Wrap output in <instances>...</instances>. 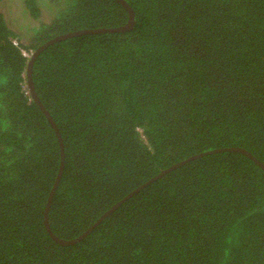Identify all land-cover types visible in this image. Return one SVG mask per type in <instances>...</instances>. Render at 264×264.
<instances>
[{
	"label": "trees",
	"instance_id": "obj_1",
	"mask_svg": "<svg viewBox=\"0 0 264 264\" xmlns=\"http://www.w3.org/2000/svg\"><path fill=\"white\" fill-rule=\"evenodd\" d=\"M125 1L0 0V264H264V0Z\"/></svg>",
	"mask_w": 264,
	"mask_h": 264
},
{
	"label": "water",
	"instance_id": "obj_2",
	"mask_svg": "<svg viewBox=\"0 0 264 264\" xmlns=\"http://www.w3.org/2000/svg\"><path fill=\"white\" fill-rule=\"evenodd\" d=\"M120 1L125 7L126 9L129 11V19L128 21L122 25V26H117V27H114V28H96V29H82V30H77V31H72V32H68V33H65V34H61L51 40H49L48 42L54 40V39H60V38H64V37H67V36H71V35H75V34H80V33H84V32H98V31H113V30H124V29H127L129 28L132 23H133V18H132V11H131V8L130 6L128 5V3L125 1V0H118ZM45 46V44H43L41 47H39L37 50H35L31 55H30V60H29V63H28V67H27V75H28V87L31 91V94L32 96L34 97V99L38 102V104L40 105V107L42 108V110L45 112V114L47 115V117L49 118V120L51 121L54 129H55V132L57 133V135L59 136L58 134V130L56 128V125L54 124L51 116L49 115L48 111L44 108V106L42 105V103L40 102V100L38 99L37 97V94L34 90V87H33V83L31 81V64H32V61H33V58L35 57V55L37 54V52L43 47ZM60 139V138H59ZM226 149H232V150H239V151H242L244 152L245 154H247L248 156H250L253 160H255L257 163H259L261 165V167H263L264 169V164L262 162H260L258 159H256V157H254L249 151H247L246 149L244 148H241V147H229V148H226ZM217 150H221V149H217ZM63 155L61 153V160H60V167H59V171H58V174H57V177H56V180L53 184V187L51 189V193H50V196L48 198V201H47V205H46V209H45V218H44V222H45V225H46V228L49 232L50 231V228L48 226V222H47V211H48V205H49V201H50V198H51V195L54 191V188L59 180V177H60V172H61V168H62V164H63V159H62ZM176 164H174L175 166ZM173 167V166H172ZM170 167V168H172ZM169 169V168H168ZM166 170H163L161 173L165 172ZM159 173V174H161ZM119 203V202H118ZM118 203H116L115 205H113L109 210H107L103 215H105L106 213H108L110 210H112ZM91 227H89L88 229H86L83 233H81L79 236H77L76 238L74 239H69V240H65V239H61V238H58L57 236H55L52 232H51V235L56 239L58 240L59 242H62V243H72L76 240H78L79 238H81L82 236H84L90 229Z\"/></svg>",
	"mask_w": 264,
	"mask_h": 264
},
{
	"label": "rangeland",
	"instance_id": "obj_3",
	"mask_svg": "<svg viewBox=\"0 0 264 264\" xmlns=\"http://www.w3.org/2000/svg\"><path fill=\"white\" fill-rule=\"evenodd\" d=\"M6 15H7V18L10 17L11 20H13L15 17H17V13H16L15 8H12V9L10 10V12H7V13H6ZM21 19H22V18H21ZM24 19H25V21H26L27 17L24 18ZM13 21H15V20H13ZM14 23H15V22H14ZM25 40H26V39H25Z\"/></svg>",
	"mask_w": 264,
	"mask_h": 264
},
{
	"label": "built area",
	"instance_id": "obj_4",
	"mask_svg": "<svg viewBox=\"0 0 264 264\" xmlns=\"http://www.w3.org/2000/svg\"><path fill=\"white\" fill-rule=\"evenodd\" d=\"M13 41H14V40H13ZM14 42L17 43L16 40H15ZM22 53H23L24 55H26V56H29V52L26 51L25 49H22Z\"/></svg>",
	"mask_w": 264,
	"mask_h": 264
}]
</instances>
